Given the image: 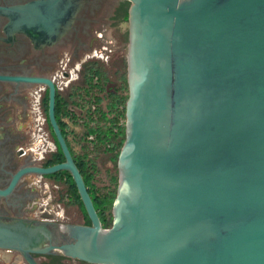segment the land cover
Segmentation results:
<instances>
[{
	"label": "water",
	"instance_id": "1",
	"mask_svg": "<svg viewBox=\"0 0 264 264\" xmlns=\"http://www.w3.org/2000/svg\"><path fill=\"white\" fill-rule=\"evenodd\" d=\"M123 1L125 139L109 227L56 121L53 84L11 77L49 84L48 119L64 160L18 170L0 193L26 172L67 171L89 223L67 224L61 232L73 241L36 250L24 245L39 233L7 227L0 246L29 264H38L29 252L51 249L91 264H264V0ZM61 4L24 7L33 19L21 28L59 37L76 13L61 22Z\"/></svg>",
	"mask_w": 264,
	"mask_h": 264
},
{
	"label": "flooded vegetation",
	"instance_id": "2",
	"mask_svg": "<svg viewBox=\"0 0 264 264\" xmlns=\"http://www.w3.org/2000/svg\"><path fill=\"white\" fill-rule=\"evenodd\" d=\"M43 1L46 0H0L1 191L20 169L47 167L64 160L59 148L62 160L51 162L56 158L59 145L48 119L49 84L14 78L41 77L51 81L55 89V118L59 116L64 120L66 127L59 128L67 133L69 140L68 134L80 130L75 129L77 125L69 118L75 111L71 98L81 66L91 59H104L99 56L105 53L99 45L104 5L101 0H64L65 4L60 7L66 13L61 22L69 20L74 7L76 13L71 25H66L59 37L56 32L34 33L21 28L22 22L33 19L23 8ZM36 10H43L41 4ZM58 100L68 101L65 110L58 109ZM66 186L56 173L26 172L10 192L0 193V242L4 241L1 237L7 227L28 228L39 233V239H31L24 245L32 250L73 241L61 232L64 227L87 223L82 206L74 202ZM29 254L38 264H47L51 261L48 256L60 253L51 249L49 253ZM76 261L78 259L67 256L63 259L65 263ZM0 264L29 263L19 250L0 246Z\"/></svg>",
	"mask_w": 264,
	"mask_h": 264
},
{
	"label": "trees",
	"instance_id": "3",
	"mask_svg": "<svg viewBox=\"0 0 264 264\" xmlns=\"http://www.w3.org/2000/svg\"><path fill=\"white\" fill-rule=\"evenodd\" d=\"M130 2L118 0L116 10L112 13V25L128 20ZM121 41H128V30L123 31ZM72 103L75 111L69 120L80 130L68 134L62 130L72 157L84 179L97 211L102 227H109L111 222V205L118 186L117 156L125 139V101L127 100V61L125 55H119L106 62L91 59L80 69L79 78L74 84ZM68 102V101H67ZM66 101L58 100V109H66ZM57 118L59 126H65L64 120ZM121 119L123 121H121ZM73 143V144H72ZM77 146L74 150L73 146ZM62 154L58 147L56 158L51 162L61 161ZM103 166L108 184L102 190L97 186L96 177L99 167ZM56 175L72 194L74 202L80 204L86 215L76 186L69 172L59 171ZM47 264H91L78 260L76 263L63 262L60 254L48 256Z\"/></svg>",
	"mask_w": 264,
	"mask_h": 264
},
{
	"label": "rangeland",
	"instance_id": "4",
	"mask_svg": "<svg viewBox=\"0 0 264 264\" xmlns=\"http://www.w3.org/2000/svg\"><path fill=\"white\" fill-rule=\"evenodd\" d=\"M104 4L101 10L102 20L99 24L102 28V34L100 37V44L104 50V54H100L99 56H103L106 62H109L111 59H114L119 55H125L127 61V51H128V41L123 44L121 41V35L123 31L128 30V20L125 22H121L118 25H112L111 15L113 13V7L118 3L117 0H101ZM130 6V5H129ZM129 9V8H128ZM96 51L94 50L93 53ZM124 120V119H123ZM121 119V121H123ZM75 129H79L78 126H75ZM103 166L99 167V173L96 177L97 186L102 190L105 185L108 183V178L105 175V171L103 170ZM111 211V209H110ZM112 217V216H111ZM81 218V217H80ZM111 223V222H110Z\"/></svg>",
	"mask_w": 264,
	"mask_h": 264
},
{
	"label": "crops",
	"instance_id": "5",
	"mask_svg": "<svg viewBox=\"0 0 264 264\" xmlns=\"http://www.w3.org/2000/svg\"><path fill=\"white\" fill-rule=\"evenodd\" d=\"M73 147H74V150H77V147L75 145Z\"/></svg>",
	"mask_w": 264,
	"mask_h": 264
}]
</instances>
